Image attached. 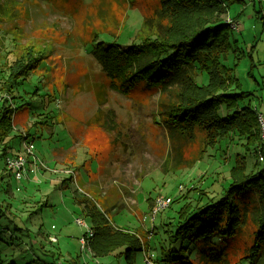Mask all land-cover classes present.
Wrapping results in <instances>:
<instances>
[{
    "label": "rangeland",
    "instance_id": "374dc122",
    "mask_svg": "<svg viewBox=\"0 0 264 264\" xmlns=\"http://www.w3.org/2000/svg\"><path fill=\"white\" fill-rule=\"evenodd\" d=\"M217 2L221 8L175 13L159 0H0V100L13 96L12 129L4 142L19 148L25 134L37 159L35 173L28 170L15 181L0 145L1 263L40 264L43 254L52 253L63 264H127L119 256L122 246L94 255L88 243L79 245L86 228L75 218L88 228L91 222L77 199L95 203L118 230L137 233L143 250L133 264H146L145 258L170 264L164 253L172 247L171 258H177L180 245L191 264H241L250 255L256 230L251 216L233 237L221 240L220 258L200 259L193 245L174 243V233L182 207L193 209L201 198L223 192L236 154L245 157L247 171L261 168L259 149H246V141L231 132L206 144L205 130L195 127L191 140H179V162L170 161L160 111L191 90L203 93L180 91V84L146 85L126 62V79L116 77L124 63L115 67L113 78L95 56L103 49L126 50L146 37L176 39L178 32L231 19L239 25L231 31L236 46L219 59L234 79L226 91L239 83L264 119V0ZM29 52L43 56L39 66L5 87L8 65ZM194 81L195 87L204 85L207 75L198 72ZM157 197L170 202L152 214Z\"/></svg>",
    "mask_w": 264,
    "mask_h": 264
},
{
    "label": "trees",
    "instance_id": "16d2710c",
    "mask_svg": "<svg viewBox=\"0 0 264 264\" xmlns=\"http://www.w3.org/2000/svg\"><path fill=\"white\" fill-rule=\"evenodd\" d=\"M159 2L164 8L175 13L189 7L200 9L209 6L222 7L217 0H159ZM257 12L262 18L260 8H257ZM194 29L186 34L178 32L179 37L176 39L146 37L131 43V47H126V50L103 49L101 55L95 51V56L107 74L113 78L116 74L115 67L124 63V70L123 67L120 68L121 76L116 77L126 79L124 71L128 63L134 69L133 75L146 85L163 88L171 84H180L182 85L180 91L196 88L197 92L203 93L198 96L191 90L182 94L186 99L182 97L178 103L169 104L160 111L163 127L167 129V137L170 140V161L179 162L181 155L179 140H191L195 127H202L205 130L206 144L213 143L217 137L231 132L246 141L244 143L246 149H259L263 156L261 168L254 172L247 171L245 157L236 154L230 168V182L219 196L208 200L201 198L196 207L190 210L181 208L174 243L186 242L193 245L202 260L220 258L218 254L224 245L221 240L233 237L238 227L251 216L256 223L253 247L250 255H247L241 264H264V139L261 136L255 103L251 100V92L241 89L239 83L234 84L232 91H226L234 79L220 64L219 59L236 46L229 25L218 20ZM108 53L112 57H109ZM40 58H43L41 54L34 56L29 52L26 56L15 59L8 65L9 75L4 81L5 87L26 76L34 67H38L42 60ZM112 59L115 61L112 62ZM198 72H204L207 81L204 85L195 87L194 77ZM220 88L223 90L217 92ZM12 98L13 96L9 95L0 100V145L3 155L6 148L4 138L12 129L13 106L10 103ZM220 108L224 113L220 112ZM77 202L82 204L81 211L91 222L92 235L87 242L91 252L94 255H103L122 246L119 256L123 255L127 264H133L135 253L143 250L137 233L118 230L95 203L88 202L87 199H77ZM4 209V206L0 207V215L4 214ZM16 228L19 229L17 226ZM171 248L164 253V258L169 260L170 264L173 260L175 264H191L189 255L182 251L185 250L184 246L180 245L179 249L174 250L178 253L174 259L171 258ZM43 256L47 258L40 260V264H55L52 253Z\"/></svg>",
    "mask_w": 264,
    "mask_h": 264
},
{
    "label": "built area",
    "instance_id": "2783aa9c",
    "mask_svg": "<svg viewBox=\"0 0 264 264\" xmlns=\"http://www.w3.org/2000/svg\"><path fill=\"white\" fill-rule=\"evenodd\" d=\"M229 28L232 31L238 30V23L236 21H232L229 19L228 21ZM258 120L263 127L264 130V119L262 117V114L259 112L257 113ZM23 138L20 140L19 148L15 153L5 154L3 157V164L5 169L9 172L11 177L18 181L20 179H23L26 176V173L28 171L29 165L31 163L33 168H36L34 165H36V156L32 150V141L29 140L25 134H22ZM260 160L262 159L259 157ZM34 163V165L32 164ZM170 202V199L168 197H157L155 200V205L152 207V214H155L158 210L164 208L168 205ZM152 218V216H151ZM75 223L85 226L86 231L82 234V236L79 237V245L81 247H84L87 245V242L89 238L92 235L91 228H88V225L86 222L81 218H75ZM49 241L55 242L56 237L54 235H49ZM146 264H152L149 259L145 258ZM55 264H63L62 261H56Z\"/></svg>",
    "mask_w": 264,
    "mask_h": 264
},
{
    "label": "crops",
    "instance_id": "0c3cea01",
    "mask_svg": "<svg viewBox=\"0 0 264 264\" xmlns=\"http://www.w3.org/2000/svg\"><path fill=\"white\" fill-rule=\"evenodd\" d=\"M6 142H7V140H6ZM7 147H8V148H7ZM7 147H6L7 149L5 148V150H7V152H6L5 154H9V152H10V153H15V152L18 150V148H11V145H8V144H7ZM5 154H4V155H5ZM28 170H31L33 173H35L36 168H33L32 165H31V163H30ZM29 173H30V172H29ZM12 179H13V178H12ZM13 180H14V179H13ZM15 181H16V180H15ZM18 181H19V180H18ZM79 208L82 209V204H79L78 209H79ZM80 209H79V210H80ZM46 233H49V232L46 231ZM49 235H52V234H49ZM49 235H48V237H49ZM48 240H49V238H48ZM140 240H141V238H140ZM141 242H142V241H141ZM142 253H143V252H141V254H142ZM53 256H54V255H53ZM54 258H55V257H54ZM55 259H56V258H55ZM55 261H56V260H55Z\"/></svg>",
    "mask_w": 264,
    "mask_h": 264
}]
</instances>
